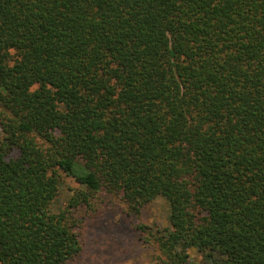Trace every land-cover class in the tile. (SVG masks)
I'll use <instances>...</instances> for the list:
<instances>
[{"label": "trees", "instance_id": "16d2710c", "mask_svg": "<svg viewBox=\"0 0 264 264\" xmlns=\"http://www.w3.org/2000/svg\"><path fill=\"white\" fill-rule=\"evenodd\" d=\"M100 191L168 202L155 264H264V0H0V264H72Z\"/></svg>", "mask_w": 264, "mask_h": 264}, {"label": "rangeland", "instance_id": "374dc122", "mask_svg": "<svg viewBox=\"0 0 264 264\" xmlns=\"http://www.w3.org/2000/svg\"><path fill=\"white\" fill-rule=\"evenodd\" d=\"M16 155V151L10 154ZM74 188V180L64 177L56 205L63 206ZM127 210L117 195L105 191L95 194L90 208H78L82 248L72 264H155L153 235L169 228L168 202L158 196L138 213ZM201 258V253L189 250L190 264H199Z\"/></svg>", "mask_w": 264, "mask_h": 264}]
</instances>
